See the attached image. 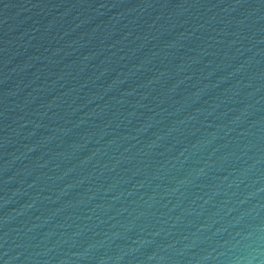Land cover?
Wrapping results in <instances>:
<instances>
[{
  "label": "water",
  "instance_id": "obj_1",
  "mask_svg": "<svg viewBox=\"0 0 264 264\" xmlns=\"http://www.w3.org/2000/svg\"><path fill=\"white\" fill-rule=\"evenodd\" d=\"M0 264H264V0H0Z\"/></svg>",
  "mask_w": 264,
  "mask_h": 264
}]
</instances>
